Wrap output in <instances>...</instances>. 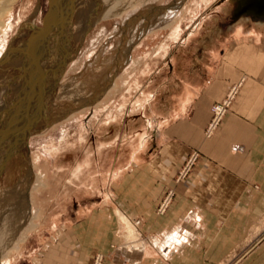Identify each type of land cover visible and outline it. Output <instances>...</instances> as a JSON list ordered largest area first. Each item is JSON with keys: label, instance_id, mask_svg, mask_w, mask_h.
<instances>
[{"label": "rangeland", "instance_id": "374dc122", "mask_svg": "<svg viewBox=\"0 0 264 264\" xmlns=\"http://www.w3.org/2000/svg\"><path fill=\"white\" fill-rule=\"evenodd\" d=\"M113 1H73L75 16L79 15V19L76 25L75 22L73 24L69 21L70 24L67 25V28L62 29L64 36L58 41L61 43L58 46L55 45L51 51V66L54 70L49 69L46 85L41 91L39 85L43 73L46 72L43 66L50 65L49 61L41 62L40 55H36V58H39L38 62L37 59L34 60V57L31 60V56L36 53V48L27 46L26 41L22 40L29 33H34L35 28H42L44 16L49 9V0H14L9 3L11 9L8 12L10 14H8L7 25H9L4 30L3 38H0V78H2L0 79V89L6 88L5 93L8 96V101L7 96L1 99L4 106H2L0 114L8 106L11 107L6 136L9 138L10 148L14 149L11 151L9 148L13 156L3 166L4 168H1L3 173L0 175V203H2L0 212L2 211V215H4L10 211L8 217L16 213L15 209L18 214L20 211L22 217L19 214V223L21 224L19 225L22 231L20 230L19 234L22 235L21 238L24 237L18 243L17 249L10 252L9 264H95L97 256H102L101 264H105L111 256L109 253H105L110 230H115L117 239L116 245H113L114 250L120 247L130 250L133 246L139 250L143 248L141 241L146 238L139 231L137 223L130 219L139 232H136V237L128 239L125 236L124 223L119 220L118 214L116 215L115 212L110 215L108 212L110 207L105 205L104 196L100 194H114L115 205H121L125 211H130L138 222L141 220V215L148 213L147 211L153 210L157 216L166 215L173 203L172 200L166 212H160L163 200L170 192L174 194L175 187L173 186H170L165 196L158 201L151 200L150 196L144 194L148 188L152 187L147 184L148 180L152 181L156 178L157 157L151 158L152 163L148 164L140 157L138 150L129 152L125 149L120 154V146L125 137L124 131L128 119L141 114L140 104L144 103L142 99L148 92L147 89L157 88L161 84L160 75L162 73L159 71L164 67L165 61L169 63L170 57L174 55L177 49L172 51L175 42L177 44L180 39H184L183 33L191 26L193 29L191 23L194 19L210 16L222 17V12H228L229 9L223 10L209 6L212 2L227 0ZM228 16L230 13L225 18ZM175 27L181 30V36L179 35L177 39L172 36ZM70 38L73 39L72 42ZM17 44H20V47L25 45L24 54L21 57L28 58H25L24 64L18 63L21 57L4 62L7 50ZM59 48H63V51ZM121 51L122 53H120ZM27 60L32 66L25 65ZM63 60L67 62L57 75L56 81L53 74L57 72L56 68ZM37 63L42 69L35 65ZM10 72L11 76L10 74L8 76ZM31 79L33 82L30 81ZM65 83L68 86L62 90V85ZM18 85L19 87H17ZM11 92L18 94L16 103L12 106L9 105L13 98V96L9 97ZM69 94L71 96L68 97ZM19 98L21 99L19 100ZM23 111L27 113L25 114ZM111 113L114 115V119L121 123L122 127L118 132L120 137L114 143L110 155L99 157V145L105 138L110 139V131L103 128ZM11 116H14L13 119ZM30 117H32V121ZM40 117L45 119L48 117L47 122H44L38 131L30 134V127L38 122ZM1 119L0 115V122ZM12 130H14V134ZM17 135H23L25 138L21 139ZM65 140L67 145L63 144ZM9 145L7 143V147ZM59 145L68 146V148L59 152L58 156H53L51 151L59 150ZM70 146L77 147L73 150L70 149ZM35 153L37 157L39 156L36 166L33 159ZM65 153L73 156L67 159L64 156ZM133 154L136 156L134 157ZM90 156L96 158L93 168L84 170L80 179L74 178L77 167L80 164L84 165L86 160H90ZM188 159L178 172L175 178L176 182ZM1 163L0 158V165ZM194 165L181 180L191 174ZM38 173H42L46 177L43 181L44 185L39 184L34 190ZM94 203L102 205L101 208L95 210L96 217L88 215L94 212L90 207ZM7 204L14 206L10 207L9 205L7 208ZM112 209L114 210V206ZM86 220L90 222L87 226ZM94 220L96 224L100 223L99 232L97 231L95 234L93 229H97V226H93ZM6 223H3V227ZM10 225L11 223L4 229L5 235L8 236L6 244H9L11 240V236L7 233L11 235L17 224ZM83 227L86 229L84 232L86 240L90 241L94 235L100 238L101 248L99 251L87 247L88 243L86 242V251L89 254H83L82 246L76 239L77 233L80 230L82 232ZM234 263L236 261L231 264Z\"/></svg>", "mask_w": 264, "mask_h": 264}, {"label": "crops", "instance_id": "0c3cea01", "mask_svg": "<svg viewBox=\"0 0 264 264\" xmlns=\"http://www.w3.org/2000/svg\"><path fill=\"white\" fill-rule=\"evenodd\" d=\"M209 7L229 11L194 19L193 29L175 42L174 55L159 71L161 84L148 88L141 114L128 119L139 121L135 138L127 134L120 146V154L138 150L148 164L157 157L156 178L148 180L152 187L144 194L158 201L173 186V203L166 215L147 211L138 222L115 205L114 194H100L110 215L119 209L146 238L140 250H114L117 239L110 230L105 264H264V8L248 0ZM236 85L230 112L206 139L211 107ZM194 151L199 158L191 174L176 182ZM90 207L94 212L88 215L96 217L102 205ZM92 223L95 234L100 223ZM85 227L76 235L83 254H89L87 243L99 251L100 238L86 240Z\"/></svg>", "mask_w": 264, "mask_h": 264}, {"label": "bare ground", "instance_id": "6f19581e", "mask_svg": "<svg viewBox=\"0 0 264 264\" xmlns=\"http://www.w3.org/2000/svg\"><path fill=\"white\" fill-rule=\"evenodd\" d=\"M14 0H0V38L2 37L3 38V35L5 34L4 33V30L7 28V26L9 25H7V21H8V14H10V13H8V12H10L11 11V9L9 8V3H12ZM62 2L61 3H58L57 1H55V9H53V11L55 10V15H54V23H56L57 25H59L60 24V26H59V28L62 30L63 28H67V25H68V22L69 21H71V22H73V24H74V22H75V25H76V23H77V20L79 19V15H77V17L75 16V6L73 5L74 4V2L71 4V5H69V0H65V2H64V0H61ZM109 1V0H108ZM115 1V0H114ZM113 1V2H114ZM119 1V0H118ZM130 1V0H129ZM132 1V0H131ZM130 1V2H131ZM67 2V3H66ZM105 2H107V1H105ZM178 2H180V1H178ZM183 2V1H182ZM78 3V2H77ZM109 3V2H108ZM190 3V2H189ZM91 4V3H90ZM89 4V5H90ZM93 4V3H92ZM96 4V3H95ZM115 4V3H114ZM117 4V3H116ZM115 4V5H116ZM176 4V3H175ZM180 4V3H179ZM82 5H83V3H82ZM88 5V4H87ZM62 6V7H61ZM176 7H177V5H175ZM184 6V5H183ZM91 7V6H90ZM97 7V6H96ZM125 7V6H124ZM147 7V6H146ZM73 8H74V10H73ZM172 8H174L175 9V7H172ZM182 8V7H181ZM82 9V8H81ZM91 9V8H90ZM103 9V8H102ZM77 10V9H76ZM188 10V9H187ZM83 11V10H82ZM92 11V10H91ZM105 11V10H104ZM117 11V10H116ZM77 12V11H76ZM80 12V11H79ZM84 12V11H83ZM179 12V11H178ZM159 13V12H158ZM161 13V12H160ZM181 13V12H180ZM80 14V13H79ZM106 14V13H105ZM119 14V13H118ZM82 15V14H81ZM102 15V14H101ZM70 16H71V18H70ZM75 16V17H74ZM103 16V15H102ZM72 17H74V18H72ZM91 17V19H92V16H90ZM115 17H116V15H115ZM140 17V16H139ZM177 17V16H176ZM101 18V17H100ZM103 18V17H102ZM112 18V17H111ZM113 18H114V16H113ZM147 18V17H146ZM178 18V17H177ZM181 18V17H180ZM70 19V20H69ZM89 19V18H88ZM81 20V19H80ZM133 20V19H132ZM180 20V19H179ZM82 21V20H81ZM176 22V21H175ZM174 22V23H175ZM62 23V24H61ZM84 23H86V22H84ZM91 23V22H90ZM96 23V22H95ZM72 24V23H71ZM83 24V23H82ZM89 24V23H88ZM95 25V24H94ZM142 27V26H141ZM66 31V30H65ZM152 31V30H151ZM180 29L179 28H177V27H175V29L172 31L173 32V34H172V36H173V38L175 37H178L181 33H180ZM67 32V31H66ZM76 32V31H75ZM64 33V32H63ZM21 34V33H20ZM23 34V33H22ZM66 34V33H65ZM70 34V33H69ZM75 34H77V32L75 33ZM130 34V33H129ZM23 35H25V34H23ZM19 36H21V35H19ZM64 36V35H63ZM76 36H78V34L76 35ZM181 36V35H180ZM23 37V36H22ZM67 37H69V36H67ZM75 37V36H74ZM20 38V37H19ZM65 38V37H64ZM101 38V37H100ZM141 38V37H140ZM23 39V38H22ZM66 39V38H65ZM64 39V40H65ZM70 40H71V42H72V40L73 39H71L70 38ZM17 41V40H16ZM66 41H68L67 39H66ZM139 41V40H138ZM15 43V42H14ZM26 43V42H25ZM61 43V42H60ZM63 43H65V42H63ZM70 43V42H69ZM68 43V44H69ZM135 44V43H134ZM62 45V44H61ZM25 46V45H24ZM23 46V47H24ZM28 46L29 47H33V48H37L38 49V43L37 42H35V41H32V42H30L29 44H28ZM64 46H66L65 44H64ZM4 47H6V46H4ZM59 47H61V46H59ZM67 47V46H66ZM71 47H73V46H71ZM1 48V47H0ZM27 48V47H26ZM25 48V49H26ZM69 48H70V46H69ZM68 48V49H69ZM60 49V48H59ZM27 50V49H26ZM25 50V51H26ZM30 50V49H29ZM60 50H62L63 51V48L62 49H60ZM28 51V50H27ZM1 53V52H0ZM61 53V52H60ZM120 53H122V51L120 52ZM26 56V55H25ZM25 58H28V57H21L18 61V63L19 64H22L24 61H25ZM127 58V57H126ZM32 60V59H31ZM32 62V61H31ZM36 62V61H35ZM66 61L65 60H63L62 61V63L60 62V64L57 66V72L56 73H54L53 75H54V77H55V79H56V81H57V79H58V77H57V75L60 73V71H61V67L64 65V63H65ZM16 63V62H15ZM19 64H17V65H19ZM24 64V63H23ZM28 64H30L29 63V60H27L26 61V64L25 65H27L28 66ZM6 65V64H5ZM36 65V64H35ZM30 66H32L31 64H30ZM34 66V65H33ZM49 66V65H48ZM139 66V65H138ZM22 67V66H21ZM36 67V66H35ZM126 67V66H125ZM76 68V67H75ZM74 68V69H75ZM10 69V68H9ZM8 69V70H9ZM10 71V70H9ZM120 71V70H119ZM29 72V71H28ZM9 74H10V76H11V72L10 73H8V76H9ZM20 75V74H19ZM37 75H39V74H37ZM42 75V74H41ZM5 77L7 76V75H4ZM15 76V75H14ZM26 77V76H25ZM43 77V76H42ZM48 77V76H47ZM12 78H13V73H12ZM15 78V77H14ZM24 78V77H23ZM29 78H31V77H29ZM0 79H2V78H0ZM8 80H9V78H8ZM17 80V79H16ZM23 80V79H22ZM30 81H32V79L30 80ZM53 81V80H52ZM56 81H55V84H56ZM10 82V81H9ZM25 82H26V80H25ZM33 82V81H32ZM40 82V81H39ZM38 82V83H39ZM42 82V81H41ZM68 82V81H67ZM22 83H24V82H22ZM28 82H26V84H27ZM36 83V82H35ZM1 84V83H0ZM10 84H12L11 82H10ZM54 84V85H55ZM13 85V84H12ZM28 85V84H27ZM57 85V84H56ZM116 85V84H115ZM8 86V85H7ZM23 86V85H22ZM40 86V85H39ZM58 87H59V85H57ZM66 86H68V84H64V85H62V90L64 89V87H66ZM17 87H19V85L17 86ZM54 87V86H53ZM114 87V86H113ZM8 88H9V86H8ZM8 88H7V90H8ZM23 88H25V87H23ZM52 89V88H51ZM57 90H58V88H56ZM55 89V90H56ZM6 88H2V89H0V106H4L3 105V101L1 100L2 98H4V97H6L7 95H6ZM9 90H11V88H9ZM8 90V91H9ZM53 90H54V88H53ZM148 90V89H147ZM7 91V93H9ZM52 91V90H51ZM103 91V90H102ZM18 93V92H17ZM40 93V92H39ZM148 93L149 92H147L146 94H145V97L142 99V100H145V99H147L146 98V96H148ZM80 94V93H79ZM10 95V94H9ZM66 95H67V93H66ZM20 96V95H19ZM36 96V95H35ZM38 96V95H37ZM69 96H71L70 94L68 95V97ZM76 96V95H75ZM74 96V97H75ZM25 97V96H24ZM23 97V98H24ZM30 97V96H29ZM22 98V99H23ZM21 98H19V100H20ZM27 99V98H26ZM7 101H8V97H7ZM24 101V100H23ZM141 101V100H140ZM19 102V101H18ZM21 103V102H20ZM33 103V102H32ZM49 104V103H48ZM50 105H51V103H50ZM142 104H140V106H141ZM20 106H22V105H20ZM27 106V105H26ZM25 106V107H26ZM29 106V105H28ZM47 106V105H46ZM67 106V105H66ZM1 108L2 107H0V110H1ZM17 108V107H16ZM23 108V107H22ZM142 108V107H141ZM18 109H21V108H18ZM29 109H30V107H29ZM28 109V110H29ZM68 109V108H67ZM11 110V109H10ZM27 110V111H28ZM42 110V109H41ZM64 110H66V108H64ZM12 111V110H11ZM30 112H31V109L29 110ZM38 111V110H37ZM46 111H47V109H46ZM63 111V110H62ZM24 112V111H23ZM48 112V111H47ZM10 113V112H9ZM25 114L27 113V112H24ZM54 113V112H53ZM11 114H13V113H11ZM24 114V115H25ZM32 114V113H31ZM36 114H37V112H36ZM45 114V113H44ZM47 114V113H46ZM51 114V113H50ZM49 114V115H50ZM21 115V114H20ZM49 115H47V116H49ZM16 116V115H15ZM18 116V115H17ZM45 117H46V115H44ZM8 117V116H7ZM12 117V116H11ZM14 117V116H13ZM13 117H12V119H13ZM25 117V116H24ZM50 117V116H49ZM52 117V116H51ZM133 117V116H132ZM48 118V117H47ZM46 118V119H47ZM54 118V117H53ZM115 117H114V115L111 113L110 115H109V119H108V122L107 123H103L104 124V128L103 129H106V131H110V139H107V138H105L102 142H101V144L99 145V157H102V155H106V151H108V149H109V146H111V145H113L114 144V141H115V136H117L118 135V132H119V129L122 127L121 126V123L120 122H118V120L117 119H114ZM136 118V117H135ZM9 119V118H8ZM30 119H31V121H32V117H30ZM45 118H42V117H40L39 119H38V122H36V123H34L33 125H32V127H30V134H33L34 132H36V131H38L40 128H41V125L44 123V122H47V120H46ZM11 120V119H10ZM51 120V119H50ZM71 120V119H70ZM117 120V121H116ZM9 121V120H8ZM138 122L139 121H133L132 119H130L129 120V122L127 123V125H126V128H125V131L126 130H128V132H125V137H124V142H126L125 141V139L127 138L126 136H127V134H129V138L131 137V139H133V138H135L134 136H135V132H136V129H137V124H138ZM9 124H11V123H9ZM14 124V123H13ZM102 124V125H103ZM15 125V124H14ZM9 126V125H8ZM43 126V125H42ZM11 127H12V125H11ZM102 127V126H101ZM14 129V128H13ZM101 129V128H100ZM29 130V129H28ZM28 130H27V132H28ZM10 133V132H9ZM12 133L14 134V130H12ZM11 133V134H12ZM27 134V133H26ZM9 135V134H8ZM22 136V135H21ZM7 137V136H6ZM17 137H19V136H17ZM22 139V138H21ZM20 140V139H19ZM18 140V141H19ZM12 141V140H11ZM14 141V140H13ZM12 141V142H13ZM17 141V142H18ZM21 141V140H20ZM9 142V141H8ZM15 142V141H14ZM19 143V142H18ZM17 144V143H16ZM63 144H65V145H67L68 143H67V141L65 140V142H63ZM14 145H15V143H14ZM16 146V145H15ZM53 146V145H52ZM10 147V146H9ZM49 147H51V146H49ZM48 147V148H49ZM77 146H70V149H75ZM68 148V146L67 147H62L61 145H59V150L57 149V150H53V151H51V153H52V155L53 156H58L59 154V152H61V151H65L66 149ZM11 149V151L14 149L13 147L12 148H10ZM13 154V153H12ZM36 154V153H35ZM12 156V155H11ZM62 156V155H61ZM67 159L71 156H73V155H69V153H65V155H64ZM39 157V156H38ZM38 157H37V154L35 155V157L33 158L34 159V163H35V166H36V163L38 162L37 161V159H38ZM89 157V156H88ZM40 159V158H39ZM55 159V158H54ZM95 157H91L90 156V160H86L85 162H84V165H82V164H80L78 167H77V169H76V171H75V173H74V175L76 176V177H74V178H76V179H80V176H81V174H83V172H84V170H88V169H92L93 168V166H94V162H95ZM37 161V162H36ZM54 161V160H53ZM90 169V170H91ZM39 171V170H38ZM45 177L46 176H44L42 173H38V176H37V179H36V184H35V186H34V190L36 189V187L40 184V185H44V179H45ZM82 180V179H81ZM28 182V181H27ZM34 182H35V180H34ZM34 182H33V184H34ZM18 184V183H17ZM14 188H15V186H14ZM32 190V189H31ZM6 192V191H5ZM17 194H19L18 192H17ZM7 195V194H6ZM5 195V196H6ZM11 195V194H10ZM19 196V195H18ZM8 197V196H7ZM11 197V199H12V196H10ZM28 199V198H27ZM3 200V199H2ZM13 200H14V198H13ZM19 200V199H18ZM20 200H21V196H20ZM1 202V201H0ZM7 202V201H6ZM20 202V201H19ZM0 204H2V203H0ZM18 204V203H17ZM22 204V203H21ZM4 205V204H3ZM8 205V204H7ZM10 205V204H9ZM9 205H8V207L7 208H9ZM11 206H14V205H10V207ZM22 206V205H21ZM6 207V206H5ZM4 207V208H5ZM13 208H15V207H13ZM13 208L11 209V211L13 210ZM19 208H20V206H19ZM18 209V208H17ZM21 209V208H20ZM27 209V208H26ZM3 210V209H2ZM19 210V209H18ZM5 212V211H4ZM9 213H10V211H8ZM6 213V214H4V215H2V211L0 212V224H1V228H0V263L1 264H9L8 262L10 261L9 260V254H10V252H12V251H15L16 249H17V246H18V243L21 241V239L22 238H24V237H22L21 238V234H19V233H21L20 232V223H19V217L21 216V214H20V211H19V214H20V216H19V214H18V212H17V210L15 209V214H13V216H8L7 217V215L9 214V213ZM116 213L118 214L117 216L119 217V220H121V222H123L124 223V228H125V236L129 239V238H134V237H136V229L134 228V225H132V223L130 222V220H129V218L128 217H126L125 216V214H123L120 210H117L116 211ZM7 217V218H6ZM22 217V216H21ZM2 219V220H1ZM10 219V220H9ZM9 220V221H8ZM21 220V219H20ZM4 222H7L6 223V225H8L9 223H11V225L12 226H15L16 224V226H15V228H14V231L12 232V234L10 235V234H8L7 233V235H9V236H11V240H10V243L9 244H6V241H7V238L6 237H8V236H6L5 235V233H6V231H4V229H6V225L3 227V223ZM24 223V222H23ZM20 224V225H19ZM10 225V226H11ZM27 225H28V223H27ZM25 227V226H24ZM24 229V228H23ZM15 231H17V232H15ZM22 231V230H21ZM23 235H25V234H23Z\"/></svg>", "mask_w": 264, "mask_h": 264}, {"label": "water", "instance_id": "95a60500", "mask_svg": "<svg viewBox=\"0 0 264 264\" xmlns=\"http://www.w3.org/2000/svg\"><path fill=\"white\" fill-rule=\"evenodd\" d=\"M55 1L57 0H49V9L46 13V15L44 16V20H43V26L42 28H35L34 33H29L28 36H25V40L23 39L22 41H26V45L28 46V44L32 41H35L38 43V49H35V54H31V59L34 57V60L37 59V62L39 60V58L41 59V62L46 63L48 62L50 65L49 67L47 65H44L43 68L46 69V72L43 73V77H42V82L40 84V88L39 90L41 91L42 89H44L45 87V81L47 82V76L49 74V69L54 70L52 65V48L55 45H59L60 43L58 42L62 37H63V30H61L59 28V26H57L56 23H54V15H55V10L53 11V9H55ZM74 0H70L69 1V5H71L73 3ZM250 3L257 5L258 7H263L264 8V0H248ZM59 3H61V0H58ZM75 6V5H74ZM62 7V6H61ZM75 8V7H74ZM73 8V10H74ZM55 12V13H54ZM71 18V16H70ZM73 18V17H72ZM70 20V19H69ZM70 24V22H68V25ZM26 48V47H25ZM24 47L23 45L20 44L15 45L10 47L4 57V62L5 61H10L11 59H17L19 57H21L24 53H23ZM36 55H40L39 58H36ZM40 62V63H41ZM67 62V61H66ZM65 62V63H66ZM64 63V65H65ZM64 65L62 67L61 70H63ZM36 66H39V63L36 64ZM46 66V67H45ZM48 67V68H47ZM24 68V66H23ZM39 69H42L41 66L38 67ZM10 93V92H9ZM13 96V98L11 99V103L9 104L10 106H12L13 104L16 103V98H18V94H14L13 92H11V94L9 95ZM8 97V96H7ZM2 107V106H0ZM11 107H7L3 110V112L0 114L2 119L0 122V158H1V165H0V175L3 173L1 171V168L3 166H5V164L7 163L8 160H10V158L13 156L12 152L10 151V147H7V143L9 145V138L6 137V132H7V123H8V118L10 116L9 111H10ZM6 115L8 116L6 119ZM5 119V120H4ZM21 120V119H20ZM19 125V124H17ZM16 136V135H15ZM19 136V135H17ZM25 138V136H19V138ZM17 138V137H16ZM10 146V145H9ZM12 154V156H11ZM4 168V167H3Z\"/></svg>", "mask_w": 264, "mask_h": 264}, {"label": "built area", "instance_id": "2783aa9c", "mask_svg": "<svg viewBox=\"0 0 264 264\" xmlns=\"http://www.w3.org/2000/svg\"><path fill=\"white\" fill-rule=\"evenodd\" d=\"M238 88L239 85L233 86L221 101L216 102L211 107V118L204 131V136L206 139H210L214 136L216 131L219 129L221 123L223 122L224 118L230 112L232 104L238 93ZM198 158H199V153L197 151L191 153L187 164L184 166L183 170L179 173L177 181L183 179L188 174V172L195 164V162L198 160ZM172 194L173 193L170 192L167 195V197L163 200V203L161 204L160 207L161 213L166 212L168 206L172 201ZM102 259H103L102 256H97L95 260V264H101Z\"/></svg>", "mask_w": 264, "mask_h": 264}]
</instances>
